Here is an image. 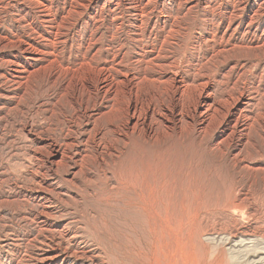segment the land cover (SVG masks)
Segmentation results:
<instances>
[{
	"label": "bare ground",
	"instance_id": "6f19581e",
	"mask_svg": "<svg viewBox=\"0 0 264 264\" xmlns=\"http://www.w3.org/2000/svg\"><path fill=\"white\" fill-rule=\"evenodd\" d=\"M244 205L264 218V0H0V264H110L112 211L129 241Z\"/></svg>",
	"mask_w": 264,
	"mask_h": 264
},
{
	"label": "rangeland",
	"instance_id": "374dc122",
	"mask_svg": "<svg viewBox=\"0 0 264 264\" xmlns=\"http://www.w3.org/2000/svg\"><path fill=\"white\" fill-rule=\"evenodd\" d=\"M244 206L245 208L239 207L240 210L237 208L238 211L224 207L203 208V210L197 208V211L186 209L184 214L188 213L190 219L198 216V221L191 222L186 218L184 222L164 229L162 232L165 237L160 234L158 236L150 234L148 237L147 232L143 231L142 234V230L140 232L139 229H135L134 234H138V240L129 237V241L122 236L129 235V233L125 234L124 229L130 228L132 223H128L129 218L123 216L122 212L112 211V215L108 216L109 220L113 223L120 220L119 224H114L117 229H120V233L121 230L123 231L119 234V229H114L118 239L115 243L109 242L107 247H112L116 258L111 256L108 260L112 262L110 264H247L246 237L257 239L253 241L257 245V249L264 247V218L261 221H256L254 216L248 214L249 211L246 212V205ZM241 210L244 211L241 213ZM245 213L250 219L245 216ZM120 218H122V222ZM130 233L129 236H134L133 232ZM209 233H214V236H208ZM224 234H231V236L226 235L229 236L228 242L223 238ZM234 237H237V240L245 239L242 247L233 244L234 241L230 239Z\"/></svg>",
	"mask_w": 264,
	"mask_h": 264
}]
</instances>
